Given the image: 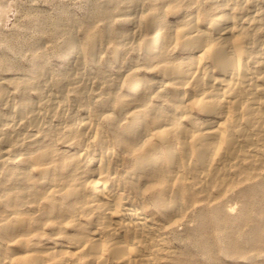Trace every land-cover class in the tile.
Returning <instances> with one entry per match:
<instances>
[{
    "label": "bare ground",
    "instance_id": "obj_1",
    "mask_svg": "<svg viewBox=\"0 0 264 264\" xmlns=\"http://www.w3.org/2000/svg\"><path fill=\"white\" fill-rule=\"evenodd\" d=\"M43 21L0 43V264H264V0Z\"/></svg>",
    "mask_w": 264,
    "mask_h": 264
},
{
    "label": "rangeland",
    "instance_id": "obj_2",
    "mask_svg": "<svg viewBox=\"0 0 264 264\" xmlns=\"http://www.w3.org/2000/svg\"><path fill=\"white\" fill-rule=\"evenodd\" d=\"M98 1L101 0H0V43L4 39L18 37L19 41L29 42L32 37L38 35L34 27L38 20H44L43 22L51 25L58 20L63 10L75 20H79L88 10H93ZM44 42L43 45L47 42L46 48L50 51L51 41ZM194 248L189 247V249ZM196 252L194 254L201 263L210 264L206 258ZM222 255L223 253L219 252V256Z\"/></svg>",
    "mask_w": 264,
    "mask_h": 264
}]
</instances>
